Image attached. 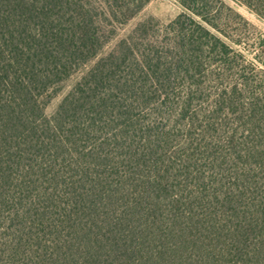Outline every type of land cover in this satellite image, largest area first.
<instances>
[{
  "label": "trees",
  "instance_id": "1",
  "mask_svg": "<svg viewBox=\"0 0 264 264\" xmlns=\"http://www.w3.org/2000/svg\"><path fill=\"white\" fill-rule=\"evenodd\" d=\"M150 1L0 0V264H264V71L198 0L45 113Z\"/></svg>",
  "mask_w": 264,
  "mask_h": 264
},
{
  "label": "rangeland",
  "instance_id": "2",
  "mask_svg": "<svg viewBox=\"0 0 264 264\" xmlns=\"http://www.w3.org/2000/svg\"><path fill=\"white\" fill-rule=\"evenodd\" d=\"M183 2L184 0H151L133 19L122 26L119 25L116 34L111 37L97 57L74 72L51 92L53 98L45 108L46 115L52 116L76 84L101 58L108 55L121 40L127 38L137 25L152 18L155 25L159 24L163 27L179 15L189 14L182 6ZM205 4H207L206 7ZM192 11L196 14L197 12L204 14L212 26L211 30L222 36L228 44L243 55L246 62L244 64L247 66L246 71L254 75L256 73L255 77H260L257 73L264 71V11H261L263 15L259 16L239 0H198V3L192 6ZM195 18L200 20L198 16ZM152 36L156 35L152 33ZM164 36L163 31L161 37ZM245 74L248 75V73ZM261 79L264 80V77ZM217 85L218 81L212 79L210 86L213 91Z\"/></svg>",
  "mask_w": 264,
  "mask_h": 264
}]
</instances>
